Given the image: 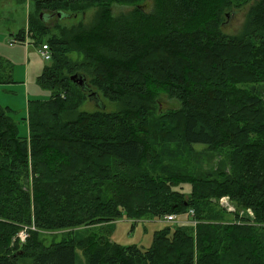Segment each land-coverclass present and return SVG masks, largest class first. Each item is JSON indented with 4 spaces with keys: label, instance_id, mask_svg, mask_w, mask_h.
I'll list each match as a JSON object with an SVG mask.
<instances>
[{
    "label": "trees",
    "instance_id": "obj_1",
    "mask_svg": "<svg viewBox=\"0 0 264 264\" xmlns=\"http://www.w3.org/2000/svg\"><path fill=\"white\" fill-rule=\"evenodd\" d=\"M146 1L34 0L27 27L11 36L29 32L32 42L50 47L38 82L52 94L28 102V138L0 105V264L25 256L33 264H264V102L239 87L264 82V0H253L236 34L221 26L249 0H150L149 10ZM113 3L132 9L113 16ZM90 7L88 23L48 22ZM4 69L0 83L13 82L0 56ZM75 73L82 87L70 80ZM160 92L180 103L158 112L165 140L213 154L236 141L217 173L199 175L194 157L195 171L185 170L158 150L162 139L150 120ZM99 93L121 109L77 110ZM174 117L178 138L164 127ZM150 163L171 175H153L144 167ZM223 195L253 214L213 223L204 205ZM189 209L195 223H185ZM166 214L186 220L156 231L146 248L111 241L103 225ZM24 226L28 235L19 242ZM84 226L96 231L78 236Z\"/></svg>",
    "mask_w": 264,
    "mask_h": 264
},
{
    "label": "rangeland",
    "instance_id": "obj_2",
    "mask_svg": "<svg viewBox=\"0 0 264 264\" xmlns=\"http://www.w3.org/2000/svg\"><path fill=\"white\" fill-rule=\"evenodd\" d=\"M256 1V0H254ZM252 1H248L247 4L240 6L239 8H234L231 12L228 11L226 19L221 26L222 32L225 34H236L240 31L242 22L247 13L248 7ZM144 8L149 10L152 7V1L148 0L143 4ZM34 7V0H0V56L7 59L12 67V78L11 83H0V105L9 107L11 115L14 121L17 123L18 133L20 136L28 138L29 129L26 121L22 119L27 115V106L29 101H47L50 99L52 91L41 85L38 82V75L41 74L44 66L49 63V60L43 59V57L38 52V47L40 43H35L30 40L29 44L16 41L13 44H9L10 40H13L12 35L19 32L21 29L26 28L28 12ZM132 9V6L124 3H113L111 4V13L113 16H117L124 12H128ZM96 8L90 7L85 11L84 14H68L63 18L57 16H51L48 20L50 25L54 21H58L61 25L69 26L73 23L83 21V23H88L94 16ZM47 13V12H46ZM44 12L42 13V15ZM45 15V14H44ZM55 32V30H52ZM57 31V30H56ZM29 41V40H27ZM224 51L222 54H225ZM7 70L4 69L1 75H5ZM243 87V91L249 94H259V98L264 102V82L261 83H248L244 85H239ZM232 94V89L230 90ZM238 95L233 94L232 99L234 100ZM214 99V98H212ZM159 107L156 106L154 109V114L152 116L151 126L155 127V132L160 135L161 141L158 145V150H163L161 154H168V156L179 166L183 167L185 170L195 171L193 165V157L197 160V171L199 175H203L209 170L214 173L218 172L216 168L217 163L220 159H229L230 149L236 141L225 147L220 154H213L208 149H202V146L193 145V149L187 146H179L182 149L190 151L184 153L179 147L177 140H165L166 133L159 127L160 116L158 112H164L167 110H179V101L165 92H160L159 94ZM122 107L120 101H110L109 99L102 96L100 93L95 100L89 98H84L82 103L79 104L78 111L92 112L95 109H105L106 111H119ZM248 124L253 122L245 120ZM178 126H180V121L177 117L169 119L166 121L164 127H168L172 132H175L176 137L178 136L177 131ZM177 129V131H176ZM231 131V129H229ZM178 138V137H177ZM162 147H166L169 151L166 152ZM144 167L148 169L153 175H168L171 174L162 169L161 164L152 165L145 164ZM182 191L184 193L190 192V185L183 184ZM227 202L219 201V198H211L205 203V209L209 210L207 216L214 218L213 223H231L236 222V211H239L238 216L241 215H251L253 214L250 208H237L236 205L231 201L227 195ZM230 205L233 210H228L225 206ZM186 216H179L175 223L167 222L163 217L153 218V219H139L133 221L128 217L122 216L116 219L111 224L105 225V230L108 232V236L111 241L121 245L129 246L136 245L142 248L149 247L153 244L154 233L170 227L171 229L182 224V221L186 220ZM239 222V221H238ZM90 230V231H89ZM77 235L80 236L81 233L88 234L90 232L96 231V229H91V227H79L77 229ZM45 239L47 242L51 239L50 235L45 234ZM81 261L83 262V255L80 250H77ZM79 263H81L79 261ZM17 264H33L32 258L29 256L18 258Z\"/></svg>",
    "mask_w": 264,
    "mask_h": 264
},
{
    "label": "built area",
    "instance_id": "obj_3",
    "mask_svg": "<svg viewBox=\"0 0 264 264\" xmlns=\"http://www.w3.org/2000/svg\"><path fill=\"white\" fill-rule=\"evenodd\" d=\"M29 32H26L25 33V36L22 40H19L15 37H13V40H10L9 44H13L15 43L16 41L18 42H23L28 44L29 41ZM38 52L40 53V55L43 57V59L45 60H50L51 59V50H50V47L46 44V43H43V44H40L39 47H38ZM226 196H221L219 198V201L220 203L224 202V201H227V198L225 199ZM228 197V196H227ZM238 212L239 214V211H236ZM188 219L185 221V223H195V221L192 218V216L194 215L193 213V210L192 209H189L188 210ZM243 216V215H241ZM179 215L177 214H166L163 216V218L167 221V222H171V223H175L176 220L178 219ZM183 222V221H182ZM28 235V227L24 226L22 227L21 230L18 231V233L16 234V237L18 238L19 242H24L26 237Z\"/></svg>",
    "mask_w": 264,
    "mask_h": 264
},
{
    "label": "water",
    "instance_id": "obj_4",
    "mask_svg": "<svg viewBox=\"0 0 264 264\" xmlns=\"http://www.w3.org/2000/svg\"><path fill=\"white\" fill-rule=\"evenodd\" d=\"M59 15H60V13H59ZM64 16H67L66 14H63ZM41 16V15H40ZM70 80L73 82V83H75V84H77L79 87H82L83 86V83H84V78L81 76V75H79V74H77V73H75V74H72L71 76H70ZM90 94V93H89ZM89 98V97H88ZM90 98H91V96H90Z\"/></svg>",
    "mask_w": 264,
    "mask_h": 264
},
{
    "label": "crops",
    "instance_id": "obj_5",
    "mask_svg": "<svg viewBox=\"0 0 264 264\" xmlns=\"http://www.w3.org/2000/svg\"><path fill=\"white\" fill-rule=\"evenodd\" d=\"M5 107H7V106H5ZM8 109H9V107H7ZM10 110V109H9ZM10 115H11V111H10ZM11 117H12V115H11ZM13 118V117H12ZM22 119L24 120V121H26L27 122V115L25 116V117H22Z\"/></svg>",
    "mask_w": 264,
    "mask_h": 264
},
{
    "label": "bare ground",
    "instance_id": "obj_6",
    "mask_svg": "<svg viewBox=\"0 0 264 264\" xmlns=\"http://www.w3.org/2000/svg\"><path fill=\"white\" fill-rule=\"evenodd\" d=\"M224 202H227V201H224ZM221 204H222V203H221ZM225 207H226L228 210H230V211L233 210V208H232L230 205H228V206L226 205Z\"/></svg>",
    "mask_w": 264,
    "mask_h": 264
}]
</instances>
